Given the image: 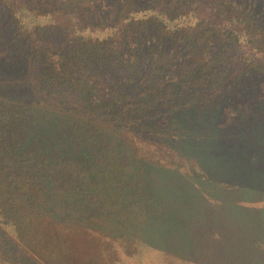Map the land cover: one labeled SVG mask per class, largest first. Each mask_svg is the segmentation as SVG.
Wrapping results in <instances>:
<instances>
[{
    "label": "trees",
    "instance_id": "trees-1",
    "mask_svg": "<svg viewBox=\"0 0 264 264\" xmlns=\"http://www.w3.org/2000/svg\"><path fill=\"white\" fill-rule=\"evenodd\" d=\"M30 2L0 0V264H168L148 244L171 231L188 240L166 253L210 264L201 226L155 222L184 219L158 181L191 138L220 159L214 119L264 95V8Z\"/></svg>",
    "mask_w": 264,
    "mask_h": 264
},
{
    "label": "rangeland",
    "instance_id": "rangeland-1",
    "mask_svg": "<svg viewBox=\"0 0 264 264\" xmlns=\"http://www.w3.org/2000/svg\"><path fill=\"white\" fill-rule=\"evenodd\" d=\"M246 1L264 8V0ZM251 103L248 113L223 125L218 124L224 121L222 116L214 119V128L225 129L212 143L221 151L220 159L199 160L192 153L197 141L191 138L192 142L188 141L185 147L190 154L180 150L189 158L174 161L176 169L183 175L166 170L158 181L174 200L169 201L168 209L180 213L184 219L180 221L171 216L159 220L155 213V222L169 223L172 227L201 226L202 235L208 239L197 238L200 251L196 253L203 255L212 251L206 254L210 264H264V95ZM207 128L204 126L201 133H206ZM198 214H205V219H198ZM148 235L151 237V233ZM181 236L179 238L178 232L171 231L165 235V244L150 238L153 245L148 244V247L164 248L161 252L166 255L159 257L168 264H189L165 251V247L185 246L188 239ZM146 256L144 252L141 255L135 253L134 259L145 260Z\"/></svg>",
    "mask_w": 264,
    "mask_h": 264
}]
</instances>
